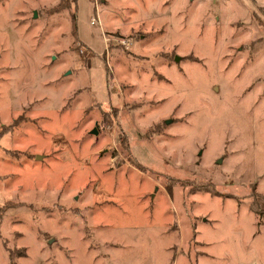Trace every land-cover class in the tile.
<instances>
[{"label":"rangeland","instance_id":"obj_1","mask_svg":"<svg viewBox=\"0 0 264 264\" xmlns=\"http://www.w3.org/2000/svg\"><path fill=\"white\" fill-rule=\"evenodd\" d=\"M255 4L0 0V264H264Z\"/></svg>","mask_w":264,"mask_h":264},{"label":"trees","instance_id":"obj_2","mask_svg":"<svg viewBox=\"0 0 264 264\" xmlns=\"http://www.w3.org/2000/svg\"><path fill=\"white\" fill-rule=\"evenodd\" d=\"M72 33L73 35L75 36V40L76 38L78 37V34H77V26H76V22H75V19L73 20L72 22ZM255 210V209H254ZM255 213H258L256 210L254 211ZM259 214V213H258Z\"/></svg>","mask_w":264,"mask_h":264},{"label":"crops","instance_id":"obj_3","mask_svg":"<svg viewBox=\"0 0 264 264\" xmlns=\"http://www.w3.org/2000/svg\"><path fill=\"white\" fill-rule=\"evenodd\" d=\"M255 6H257L258 8H261V9L264 10V6L263 5H257V4H255ZM3 261H4L3 262L4 264H7L8 257L6 255H4V260Z\"/></svg>","mask_w":264,"mask_h":264},{"label":"water","instance_id":"obj_4","mask_svg":"<svg viewBox=\"0 0 264 264\" xmlns=\"http://www.w3.org/2000/svg\"><path fill=\"white\" fill-rule=\"evenodd\" d=\"M35 15V13H34ZM91 134H97V130L95 128H93L91 131H90ZM36 158H40V155H36Z\"/></svg>","mask_w":264,"mask_h":264},{"label":"built area","instance_id":"obj_5","mask_svg":"<svg viewBox=\"0 0 264 264\" xmlns=\"http://www.w3.org/2000/svg\"><path fill=\"white\" fill-rule=\"evenodd\" d=\"M94 22H95V19H94V18H92V19H91V23L93 24Z\"/></svg>","mask_w":264,"mask_h":264}]
</instances>
